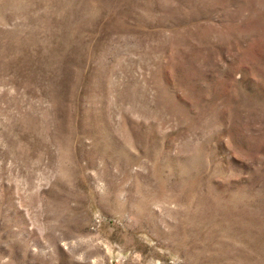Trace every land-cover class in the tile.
I'll return each instance as SVG.
<instances>
[{
    "label": "rangeland",
    "instance_id": "rangeland-1",
    "mask_svg": "<svg viewBox=\"0 0 264 264\" xmlns=\"http://www.w3.org/2000/svg\"><path fill=\"white\" fill-rule=\"evenodd\" d=\"M0 264H264V0H0Z\"/></svg>",
    "mask_w": 264,
    "mask_h": 264
}]
</instances>
